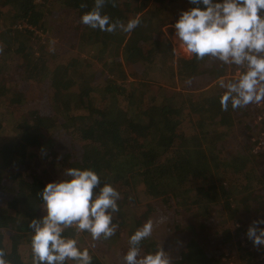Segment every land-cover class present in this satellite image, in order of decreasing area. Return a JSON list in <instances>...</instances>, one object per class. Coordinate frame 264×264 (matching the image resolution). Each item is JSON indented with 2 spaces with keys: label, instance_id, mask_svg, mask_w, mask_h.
Here are the masks:
<instances>
[{
  "label": "trees",
  "instance_id": "obj_1",
  "mask_svg": "<svg viewBox=\"0 0 264 264\" xmlns=\"http://www.w3.org/2000/svg\"><path fill=\"white\" fill-rule=\"evenodd\" d=\"M138 1L115 0V7L112 0L106 2L102 14L113 21H141L130 33H108L79 22L94 0H0V202L10 197L7 205L0 204V251L6 264H33V252L22 256L18 242L31 245L34 230L29 224L46 214L39 193L54 182L53 175L58 181L66 179L69 167L90 168L100 176L94 197L105 182L121 194L111 238L93 241L75 225L62 232L89 251L91 264H125L130 236L149 219L154 221V237L141 242V256L162 246L174 251L170 264H231L239 262L237 253L248 251L240 240H247L253 221L264 219V155L253 166L247 154L236 153L239 150L223 153L220 139L222 130L233 129L244 116L251 120L252 112L245 114L244 108L242 115H234L240 109L230 105L227 111L221 109L224 70L207 63L210 57L192 56L187 65L178 61L175 68L162 71L168 88L152 83L145 89L149 70L160 75L171 62L169 43L153 40L152 32L173 21L169 16L178 0H169L163 17L146 8L148 0ZM183 2L187 10L195 7ZM20 24L26 27H15ZM28 26L45 34L53 29L63 44L54 50L38 44L40 37ZM132 65L135 70L139 65L141 72L129 73ZM131 75L136 81H128ZM6 126L9 134L3 133ZM169 210L173 219L162 221L167 235L159 238V211ZM226 210L232 214L237 239L233 241L228 230L218 242L209 243V224ZM260 252L264 254V247Z\"/></svg>",
  "mask_w": 264,
  "mask_h": 264
},
{
  "label": "clouds",
  "instance_id": "obj_2",
  "mask_svg": "<svg viewBox=\"0 0 264 264\" xmlns=\"http://www.w3.org/2000/svg\"><path fill=\"white\" fill-rule=\"evenodd\" d=\"M106 2L94 0L92 10L83 14L79 22L108 33L117 30L130 33L140 25L139 18L125 24L102 14ZM112 3L115 7V0ZM189 3L195 7L181 11L172 25L174 39L190 57L197 60L211 57L222 65L244 69L235 81L221 82L220 87L226 89L220 97L221 109L227 111L230 105L236 110L264 103V0H189ZM64 176L67 178L47 183L39 193L46 214L29 224L34 230L33 264H63L66 260L91 264L87 249L81 250L75 239L62 236L64 229L73 225L81 232L90 233L93 241L102 237L107 240L116 234L117 226L112 220L113 213L119 211L120 192L105 182L94 197L93 190L100 185L101 178L90 168L69 167ZM259 225H264V219L253 221L246 231L247 239L256 248L264 247V227ZM153 227L154 221L149 219L130 236V246L123 257L125 264H170L162 246L154 254L141 256L139 245L152 236ZM3 255L0 251V264H6Z\"/></svg>",
  "mask_w": 264,
  "mask_h": 264
},
{
  "label": "rangeland",
  "instance_id": "obj_3",
  "mask_svg": "<svg viewBox=\"0 0 264 264\" xmlns=\"http://www.w3.org/2000/svg\"><path fill=\"white\" fill-rule=\"evenodd\" d=\"M36 1H39V0H36ZM138 2H140V0ZM168 4H169V0H148V4H147L146 8L147 9H152L153 11H156L157 13L162 14V17H163L164 14L167 13V11H168V8H169ZM176 5H178V6H176ZM175 6H176L175 9L173 11H171V14L169 16L170 18L173 17L174 24L177 21V19L179 18L180 12L187 10V7L185 5V2H183V0H178V2L175 4ZM173 21L171 23H169V22L166 23L167 26L163 27L164 29L168 28V29H165V30H166V34L167 35L169 34L170 36H171L173 31L174 32H173L172 36L175 34V29L172 27V25H174ZM20 26H22L23 28L26 27V25H21V24L15 26V27L20 28ZM28 28L30 30L35 29L34 27L32 28L30 26H28ZM168 30L169 31L171 30L170 33L168 32ZM35 32L40 37V41L38 42V44L47 46V48H49L51 50L55 49L53 47L63 44L62 39L55 37L53 29L48 30L47 33L45 34V33H42L41 30H39L36 27ZM63 36L64 35H61V37H63ZM174 43L176 44L175 46H177L176 47L177 52H179L180 48L177 45V41H175ZM38 44H36L37 47H38ZM186 58H188V57H184L183 59H186ZM14 59H15V57L12 55L10 57V61H12V63H14ZM210 60L211 61H206V62L209 63L213 68H216V69H219V70H224V73L222 74V76H220L221 77L220 79L224 80L223 82H225V83L227 81H229V80L235 81V79L237 78L238 74L240 72L244 71L243 68L237 67L235 65H222L221 62L216 60L215 58H211L210 57ZM62 63L64 65L66 64L65 62H62ZM127 69H128V72H130L131 70L133 72L135 70L133 65L132 66H128ZM141 70H142L141 67L138 66V72L137 73H140ZM135 71H134V73H135ZM150 72L151 71L149 70V74H150L149 78L150 79L146 80V82H148V85L145 87V89L150 84H152V78H156L157 79L158 76H159V75H156L154 72H151V73ZM54 73H55L54 75H58L59 74V69L55 68L54 69ZM103 75H105V72L102 73L101 77H103ZM2 76L3 75L0 74V80L2 79ZM130 77H132V76H130ZM7 81L11 83L10 87L13 88V85H12L13 81L11 79H8ZM25 84L26 83H23L22 86H24ZM25 87H27V85H25ZM1 103H2V97L0 96V104ZM39 104H40L41 107H43V105L45 104V101H41V102H39ZM251 107H253V108H251ZM14 108L15 107H12L11 109H14ZM243 109L244 108H240V110H238L237 113H233V114L234 115H242V114H239V113ZM243 111L245 112V114L248 113L249 111L252 112L251 120H245L247 118L244 116L243 119H240L241 123L240 124L238 123L236 125V127H234L233 129H226L225 128L224 130H222L223 136L220 139V144L223 145V149H222L223 153L229 154L230 152H235V151L239 150L236 153H238L239 155H246L247 154L248 155V160H250L251 164H253V166H255L260 161V157H262L264 155V103H261L259 105L250 104ZM0 112H1V109H0ZM108 114L110 115V112H108ZM1 117H2V115L0 113V119H1ZM247 127H250V129H248ZM261 127H262V130H263L262 131L263 133L260 132ZM3 131H4V129H3ZM3 133L9 134L8 126H6L5 131ZM3 133H1V134H3ZM66 133H68V132L66 131ZM232 133H235V135H232ZM250 134H258V135H257L256 138H254V137H250ZM0 142H2V141L0 140ZM85 149L87 151H89V150L91 151V148H89V146H87ZM44 166L46 167V170H47V168H49V165L46 162L44 163ZM256 169L259 171L258 168H256ZM34 170H36V169L33 167L31 169V171H34ZM48 177L51 178L52 176L50 175ZM57 179L58 178L56 177V175H53L54 182L58 181ZM258 193H259V191L256 192V194H258ZM9 199H10V197L7 196V198H4L0 202V204H2L3 206L7 205V201ZM233 199H234V201H239V197H235ZM241 203L244 204L243 201ZM252 203H254V202L252 201ZM234 205H235V203L232 204L233 207H234ZM172 211L173 210H169V212H165V211L161 212V211H159L161 213L160 217L162 219L157 224V230L155 229V232H158V237L159 238L162 237L164 234H166L165 232H163V231H166V230H164L162 228V223H163L162 221L166 220L167 218L172 217L171 216V212ZM167 213H169L170 216H167L166 215ZM254 214L257 215L259 213L254 212ZM173 216L175 217V215H173ZM223 217H224L225 220H223ZM216 218H217V220H216L215 223L209 224V227H211L212 231H213V233L208 235V237L206 238L207 240L210 238V242L209 243H213L215 240H217V242H218V240L222 239L221 236H225V234H223V233H225V231H228V230H230V232H232V234L230 235V238L233 239V241L236 240L237 239L236 233H235V230L232 228V225H231V223L234 221L231 212L229 210H226L223 213H219ZM172 219H173V217H172ZM172 219H170L171 223H173ZM175 219H180V218L176 217ZM219 221L221 222V225L219 224ZM244 222H245V220H244ZM259 227H264V225H262V226L259 225ZM153 229H154V227H153ZM25 233L26 232H24V234ZM8 234H10V232ZM24 234H23V236H25ZM10 235H12V233ZM150 237L153 238L154 235L152 234V236H150ZM169 240L173 242V240H175V238H173L171 236L169 238ZM7 242L11 244V240L10 239H7ZM175 242L176 241H174V243ZM168 244H169V242H166L165 245H167L169 247L173 245L171 243L169 245ZM177 245H179V242H177ZM239 245H240V247H245L248 251L247 252L243 251V252H241L242 254H240V253L236 254L235 253L238 256L239 262H235V263H231V264H245L247 262H251V264H264V254L261 255L260 248L254 247L252 242L249 239L242 240V241L240 240V244ZM90 247L92 248V246H90ZM18 249H19L21 255L26 257V258L32 252L31 245L28 244L26 241L18 242ZM170 249H173V247H171ZM165 252H166L167 256L170 258V263H173V261L175 260L174 259L175 258L174 251L173 250H168V251H165ZM246 254H249V256H247Z\"/></svg>",
  "mask_w": 264,
  "mask_h": 264
},
{
  "label": "crops",
  "instance_id": "obj_4",
  "mask_svg": "<svg viewBox=\"0 0 264 264\" xmlns=\"http://www.w3.org/2000/svg\"><path fill=\"white\" fill-rule=\"evenodd\" d=\"M165 26H167V25H163L161 28H160V31H154V32H152V39L153 40H155V41H162L163 42V45L164 46H166V42L167 43H169V45H170V48H171V52H170V54L171 55H173L172 56V59H171V62H170V64H168V65H165L162 69H161V73H160V75H159V79L157 78H152V80H155V81H159V80H165V79H167L166 78V76H164L163 74H162V71L164 70V69H168V67L171 65L172 66V68L174 67H176V63L178 62V61H182L184 64H186L187 65V63L185 62V61H189V60H191L192 59V56L190 57L188 54H184V49H183V45L182 44H180L178 41H177V45H178V47L180 48V51L179 52H177V50H176V47L177 46H175L176 44L174 43L176 40L174 39V37H175V34L172 36V34H173V32H172V34H171V36L168 34H166V30L165 29H168V28H163V27H165ZM159 30V29H158ZM171 31V30H170ZM170 31L168 30V32L170 33ZM184 57H188V58H186V59H183ZM139 66V65H138ZM153 66V65H152ZM153 68H154V70H156L157 68H161V67H159L158 65H155V66H153ZM153 70V69H152ZM135 71V70H134ZM134 71H133V73H134ZM130 72H132V71H130ZM129 72V73H130ZM138 72V67L136 68V71H135V73H137ZM156 74V73H155ZM150 75V74H149ZM157 75V74H156ZM132 77H128L129 78V80L128 81H132V82H134V81H136V78L133 76V75H131ZM134 78V79H133ZM221 78V77H220ZM219 80V79H218ZM153 84H155V85H158L157 86V88H160V89H163L164 87H166V88H168L165 84H167L166 83V80L165 81H163V82H161L160 83V81L158 82V83H155V82H152Z\"/></svg>",
  "mask_w": 264,
  "mask_h": 264
}]
</instances>
